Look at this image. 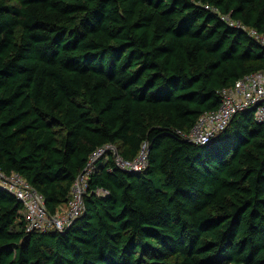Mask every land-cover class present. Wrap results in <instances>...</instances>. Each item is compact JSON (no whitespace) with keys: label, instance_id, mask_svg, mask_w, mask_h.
<instances>
[{"label":"trees","instance_id":"obj_1","mask_svg":"<svg viewBox=\"0 0 264 264\" xmlns=\"http://www.w3.org/2000/svg\"><path fill=\"white\" fill-rule=\"evenodd\" d=\"M260 70L264 0H0V168L54 215L97 149L149 151L100 157L62 231L0 187V264H264V125L185 137Z\"/></svg>","mask_w":264,"mask_h":264},{"label":"built area","instance_id":"obj_2","mask_svg":"<svg viewBox=\"0 0 264 264\" xmlns=\"http://www.w3.org/2000/svg\"><path fill=\"white\" fill-rule=\"evenodd\" d=\"M222 104L212 111L203 113L193 128L185 135L194 143H206L212 135L220 133L230 124L235 114L241 110L255 107L257 122L264 125V71H256L238 79L233 85L221 90ZM116 146L107 144L97 149L90 158L87 168L74 182L71 197L66 208L51 215L47 209L45 198L20 173H6L0 168V187L13 193L23 204L21 210L28 232L62 231L72 224L84 211V197L88 192L89 177L93 164L102 156H113L115 164L125 170L142 171L149 162V151L144 144L134 158L123 157Z\"/></svg>","mask_w":264,"mask_h":264},{"label":"water","instance_id":"obj_3","mask_svg":"<svg viewBox=\"0 0 264 264\" xmlns=\"http://www.w3.org/2000/svg\"><path fill=\"white\" fill-rule=\"evenodd\" d=\"M251 110L254 111V110H255V107L251 108ZM218 134H219V133L212 135L211 139L214 138V137H216ZM116 150H117V149H116Z\"/></svg>","mask_w":264,"mask_h":264},{"label":"crops","instance_id":"obj_4","mask_svg":"<svg viewBox=\"0 0 264 264\" xmlns=\"http://www.w3.org/2000/svg\"><path fill=\"white\" fill-rule=\"evenodd\" d=\"M61 208H62V209L66 208V205H65V206H62ZM62 209H61V210H62Z\"/></svg>","mask_w":264,"mask_h":264}]
</instances>
